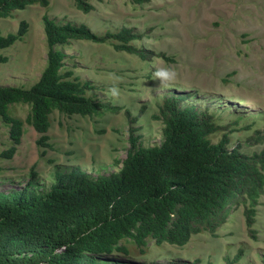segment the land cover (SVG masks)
<instances>
[{
    "label": "rangeland",
    "instance_id": "rangeland-1",
    "mask_svg": "<svg viewBox=\"0 0 264 264\" xmlns=\"http://www.w3.org/2000/svg\"><path fill=\"white\" fill-rule=\"evenodd\" d=\"M93 5L95 10L85 15L73 0H52L48 8L31 6L10 19H0L5 36L16 34L22 21L29 25L22 41L0 51L8 60L0 63V87L29 89L39 81L47 65L44 15L61 25H86L98 36L129 30L140 37L132 45L155 56L142 61L110 44L83 41L59 47L66 54V69L94 86L88 95L123 111L93 117L54 112L48 132L53 150L44 157L36 144L39 135L28 125L14 156L3 157L12 145L9 127L0 120L1 193H15L30 184L47 194L55 173L73 167L93 178L119 172L130 149L124 110L140 116L132 126L138 145L160 146L163 125L152 116L158 114L166 95L187 96L182 106L206 109L216 124L225 127L212 137L214 143L224 133L230 139L228 149L246 145L258 134L264 137V0H150L137 8L125 0H94ZM166 66L175 71V78L157 87L152 72ZM29 109L13 106L10 114L24 120ZM262 150L264 142L241 152L251 155ZM97 258L102 264H264V194L251 230L243 206L232 207L226 224L214 234L192 236L182 248L150 243L146 256L99 254Z\"/></svg>",
    "mask_w": 264,
    "mask_h": 264
},
{
    "label": "trees",
    "instance_id": "trees-1",
    "mask_svg": "<svg viewBox=\"0 0 264 264\" xmlns=\"http://www.w3.org/2000/svg\"><path fill=\"white\" fill-rule=\"evenodd\" d=\"M52 0H0V19L31 6L48 8ZM94 0H73L87 15ZM142 7L150 0H125ZM47 65L31 88L0 87V120L9 127L11 149L1 155L12 158L21 144L25 125L39 135L40 156L53 150L49 130L51 115L93 117L107 112L119 114L88 95L90 82L81 81L66 69V54L59 48L73 41L110 44L117 52L150 61L155 56L132 45L140 37L129 30L103 36L86 25L58 24L43 16ZM29 31L22 21L16 34L0 31V51L22 41ZM159 58L166 59L165 55ZM0 55V63H6ZM187 96L166 95L154 121L163 125L160 146L144 148L133 136L140 116L124 114L130 124V149L117 173L91 177L80 167L56 172L47 194L30 184L15 193L0 192V264H102L97 256L119 254L146 256L149 244L182 248L192 236L214 234L230 215L232 207L244 208L246 225L255 224L256 208L264 194V150L247 155L243 147L264 142L260 134L228 149L230 139L206 109L182 106ZM30 107L24 120L11 116L13 106ZM143 114V110L141 111ZM31 175L35 176L34 171ZM62 248L63 252L57 250Z\"/></svg>",
    "mask_w": 264,
    "mask_h": 264
},
{
    "label": "clouds",
    "instance_id": "clouds-1",
    "mask_svg": "<svg viewBox=\"0 0 264 264\" xmlns=\"http://www.w3.org/2000/svg\"><path fill=\"white\" fill-rule=\"evenodd\" d=\"M175 71L171 67H158L152 72V77L154 81L158 82V86L160 87L165 83L173 80L175 78ZM110 92L113 96L117 95L116 88L110 89Z\"/></svg>",
    "mask_w": 264,
    "mask_h": 264
}]
</instances>
